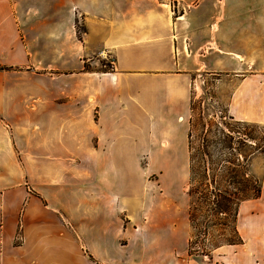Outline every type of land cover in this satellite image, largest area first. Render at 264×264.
I'll list each match as a JSON object with an SVG mask.
<instances>
[{"label": "crops", "instance_id": "0c3cea01", "mask_svg": "<svg viewBox=\"0 0 264 264\" xmlns=\"http://www.w3.org/2000/svg\"><path fill=\"white\" fill-rule=\"evenodd\" d=\"M122 4L103 22L112 66L88 71L78 58L64 68L34 56L14 0H0V264L197 263L182 258L187 233L165 228L157 208L143 223L140 164L122 160L142 147L152 160L187 149L184 48L170 4ZM255 217L242 250L218 264H264Z\"/></svg>", "mask_w": 264, "mask_h": 264}, {"label": "rangeland", "instance_id": "374dc122", "mask_svg": "<svg viewBox=\"0 0 264 264\" xmlns=\"http://www.w3.org/2000/svg\"><path fill=\"white\" fill-rule=\"evenodd\" d=\"M114 1L117 0H14V4L22 34L34 56L41 55L47 64L57 62L64 68L74 66L78 58L84 70L106 71L112 63L106 53L101 56L106 51L102 42L103 22L106 8L109 12ZM128 1L139 0H121L122 5ZM157 1L160 5L170 4L174 27L179 32L177 39L184 48L182 59L190 75L193 105V112L189 111L185 120L186 131L190 130L191 120L193 134L203 133L200 118L264 126V6L255 2L258 0H250L254 2L249 7H245L247 2L238 5L236 0ZM179 17L184 20L178 21ZM255 128L249 127L247 133L256 142ZM141 143L146 145L145 138ZM139 149L138 153L122 154V160L128 167L135 156L140 164L135 170L140 174L135 182L143 223L150 224L149 215L157 208L158 219L166 222L165 228L170 230L174 226L187 233L182 258L192 263L218 264L222 258L231 257L232 251L242 250L240 246L248 240L247 228L251 230V225L258 224L255 215H264V155L256 153L249 166L250 174L261 184L259 197L239 205L234 223L230 217L225 218L235 228L225 233L239 243L212 247L218 233L223 232L222 227H216L209 231L206 251L188 256V241L198 242L187 215L188 151L159 153L152 160L147 147ZM179 241L175 233L174 242Z\"/></svg>", "mask_w": 264, "mask_h": 264}, {"label": "trees", "instance_id": "16d2710c", "mask_svg": "<svg viewBox=\"0 0 264 264\" xmlns=\"http://www.w3.org/2000/svg\"><path fill=\"white\" fill-rule=\"evenodd\" d=\"M190 111L193 112L192 104ZM198 122L203 133L193 134L191 120L187 132L189 186L186 194L190 200L187 215L198 240L188 241V256L206 251L209 231L216 230V227H222L224 233H218L212 247L239 243L225 232L235 231L232 223L239 205L259 197L261 184L250 174L249 166L256 153L264 155V126H251L235 120L203 121L200 118ZM249 127H257L256 142L249 138ZM228 217L232 223L227 224L225 218Z\"/></svg>", "mask_w": 264, "mask_h": 264}]
</instances>
